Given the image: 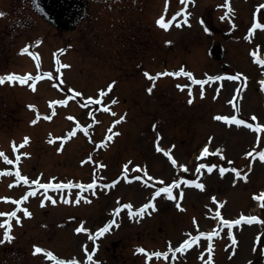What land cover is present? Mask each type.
Returning <instances> with one entry per match:
<instances>
[{
  "label": "rangeland",
  "instance_id": "obj_1",
  "mask_svg": "<svg viewBox=\"0 0 264 264\" xmlns=\"http://www.w3.org/2000/svg\"><path fill=\"white\" fill-rule=\"evenodd\" d=\"M88 1L86 19L75 30L65 33L33 14L30 0H0V12L5 13L0 16V76L16 73L33 77L24 84L19 81L0 84V152L13 161L9 164L0 156V168L12 172L0 181V197L12 195L18 199L24 191L7 189L17 181V155L21 175L28 176L30 181L71 183L76 186L71 191L74 197L82 190L80 184L95 181L94 194L98 192L90 203L74 207L47 204L39 209L38 201L30 200L33 217L22 226L13 227V240L0 243V264H36L40 258H32L34 246H48L54 254L72 258L85 246L88 237L87 232L77 233L76 229L83 224L94 234L100 224L110 220L116 205L121 208L120 215L116 216L120 219L119 227L112 228L99 242V255L105 264H143L145 259L135 252L136 248L144 247L148 253L167 251L189 239V234L218 231L224 223L210 217L214 211L217 213L216 208H223L225 218L238 219L243 214L264 220V196L257 197L260 203L250 197L264 190V164L258 163L259 157L255 155L264 150V136L257 144V137L249 127H240L234 122L224 124L215 118L233 114L228 101L233 100L235 87L227 83L218 89L207 84L196 86L200 91L195 92L193 79L182 74L161 76L155 81L153 91H147L153 81L145 75L146 71L155 75L183 68L193 77L219 72L210 67V57L206 55L208 43L226 33L227 27L216 21L220 11L212 10L217 0H195L196 6L189 10V25L181 30L174 26L164 29L157 20L163 16L169 22L182 10L184 0ZM122 2L128 5L122 8ZM238 5L243 11L247 9L244 15L238 10L241 28H245L250 21V8L241 2ZM116 7L121 10L115 11ZM210 26L214 33L207 34ZM235 36L238 41L234 39L229 49L233 69L245 66V71L252 70L240 33ZM254 42L264 45V35H257ZM24 47H29V52L23 53ZM49 72L51 76L47 75ZM113 81L115 85L107 92ZM32 83L36 84V91L31 89ZM178 85L185 87L181 90ZM253 88L238 97L243 95L242 116L250 108L252 113H264L262 96ZM101 90L105 91L103 97ZM76 92L81 95L77 96ZM189 93L195 97L192 103H188ZM60 99H67L68 103L50 104ZM113 100L117 103L113 104ZM29 105L36 107L29 108ZM37 110L40 119L32 124ZM125 114L126 118L116 124ZM49 115L51 120L44 118ZM261 118L264 120V114ZM110 129L116 132L114 144L103 152H94L92 139H102ZM72 131H76L74 135H70ZM158 133L163 137L161 147L171 149L176 165L164 152L157 151ZM25 137L30 138L29 142L20 147ZM202 146L209 148V155L199 158ZM253 149L256 150L254 157L246 155ZM201 163L217 167L211 173L207 168L197 172ZM125 164H128L127 176ZM180 165H187L188 171ZM221 167L228 169L223 175ZM232 168L239 169L241 176L237 177ZM244 174L248 175L247 180L243 179ZM180 177L197 179L205 188L181 184L174 189L175 201L162 193L155 201L157 209H148L143 218L131 217L129 209L121 206L131 203L133 209H139L152 199L159 187ZM113 181L118 182L105 191L104 185ZM181 190L183 200L179 197ZM213 196L217 201L226 202L223 207L213 202ZM12 208L0 202V212H10ZM5 219L6 216H0V224ZM62 221L64 225H60ZM3 229L4 226L0 227V240L4 237ZM230 230L238 241L234 254L229 251V233L224 230L220 239L212 241L210 253L200 252L203 246H209L208 240L201 237L176 258L168 254L165 260H152L148 264H240L244 260L264 264L261 253L264 225L239 224Z\"/></svg>",
  "mask_w": 264,
  "mask_h": 264
},
{
  "label": "snow or ice",
  "instance_id": "obj_2",
  "mask_svg": "<svg viewBox=\"0 0 264 264\" xmlns=\"http://www.w3.org/2000/svg\"><path fill=\"white\" fill-rule=\"evenodd\" d=\"M34 3H36V6L39 7L38 0H34ZM220 7H226L228 13L233 12V9L231 7L230 0H227L226 4L225 5H221ZM165 11L167 12V7H166ZM179 14L180 13H177V14L173 15L172 18H171V20L169 22H165V19L162 16L161 18H159L157 20V23H158V25L160 27H162L164 29H168V28L171 27L172 21H175L176 20V17ZM3 15H5V13L0 12V16H3ZM187 15H188L187 12H185L184 13L185 21L187 20ZM257 28L264 29V23H260L259 21H257V23L254 24L253 27L251 28V32H255ZM251 32H250V35H249V39H251ZM168 43L171 44L172 42L171 41H168ZM61 51H64V50H61ZM22 52L23 53L29 52V47H24L22 49ZM254 55H255V53H254ZM57 63L58 64L60 63L59 60H57ZM258 63H260L261 65H264V60H258ZM63 67H70V65H63ZM182 74L183 75H186V76H189L192 79H195V77L192 76V73L185 72V70L183 68H181L179 71H176V72H167V71H165V72L156 73L155 75H153L151 73H148L146 71L145 72V75L148 77V79H150V80L153 81L152 86L149 87L147 89V91L149 93H151L153 91V89L156 86L155 81L158 80L161 76H167V75L180 76ZM47 75L48 76H51L52 73L49 72V73H47ZM232 78L233 79H237L238 77H232ZM31 79H33V77H32L31 74H28L27 76H25V75H18L16 73H11V74H8V75H5V76H0V84L5 83L6 81H10L12 83H15V82L19 81L21 84H24V83H26L27 80H31ZM36 79H39V77H36ZM220 79H222V77H219V76H217V77L209 76L208 77V81H211V80H220ZM244 79L247 80L248 77L245 76ZM196 82L197 83H206L207 81H196ZM260 83H261L262 86H264V81H261ZM114 85H115V81H113L112 84L108 86L107 92H111L112 87ZM30 87H31V89L33 91H36L37 90V86H36L35 83H32L30 85ZM178 87L181 88V90H183V88L185 86L184 85H178ZM76 95L79 96V95H81V93L80 92H76ZM100 95H101V97H103L105 95V91L104 90H101ZM189 95H190L191 98L189 99L188 103H192L194 101L195 97L192 95V93H189ZM203 95H204V93L201 92V96L202 97H203ZM90 102H91V100H90ZM67 103H68V100L67 99H60V100L50 101V104H52L53 106L56 105V104L66 105ZM112 103L113 104L117 103V100H113ZM28 107L29 108H35L36 106L35 105H29ZM237 111H239V110H237ZM54 114H55V108H53V115ZM40 115L41 114L37 110V117H36V119L32 120L31 123L32 124H36L37 121L40 119ZM113 115H115V113H113ZM44 118L51 120L52 119V116L49 115V116H45ZM125 118H126V114H125V116H121L119 120H116L115 123L116 124H119ZM215 118L217 120L226 121L229 124H231V123L234 122L236 125H247V127H249L250 129H253L254 131H256L258 133L259 132H264V124L259 123V122L255 123V124H251V123H248V121H246L245 119L238 118V116H236V115H232V116H229V115H218ZM251 119L253 121H257L258 120V118L255 115H253ZM85 131H87V129H85ZM109 132H111V129L109 130ZM67 138L68 137H65L64 139H67ZM162 138H163L162 135H160L158 133V139L156 141V149H157V151L164 152L171 159V163L173 165H176L177 164V160L172 155L171 149H165V148L161 147L160 140ZM29 139H30L29 137H25L24 138V141H23V144L20 147H23L24 144H27L29 142ZM111 140H113V135L112 134H109L107 136V140L106 141H102L101 143L106 144L107 141H111ZM52 142H54V140ZM257 144H259V137H257ZM13 147L14 148L16 147L14 141H13ZM171 147L172 148H175V145H172ZM59 150H61V151L63 150V145L61 146V148ZM217 151L219 152L220 150L218 149ZM253 152H256V150L253 149L252 151L246 153V155L253 156ZM23 155H26L27 156V155H30V153H23ZM201 155L202 156L209 155V148L207 146L204 147L203 152H202ZM221 155H222V152H221ZM256 155L259 157V160L260 161L264 162V150H261V151L256 152ZM0 156H3L4 160L7 161V163H9V164H12L13 163V161L10 160L2 152H0ZM91 159H92V157L89 156L88 157V160H91ZM84 162H86V161H82V163H84ZM15 163L17 165L16 170H15V176L17 178V181L16 182L19 183L20 181H23V183L25 185H28V184L31 183L32 185L37 186L36 189L30 190L27 194H25L24 196H22L19 200H14L13 202L16 205H23V203L28 200L29 196H35L37 194V190L40 189V188H42L44 190H48V189H53V188L54 189H61V188H64V187H72L71 183H69V184H64L62 182L61 183H52V182L41 183L40 180H32V181H30L28 176L21 175V171H20V168H19V164H20V156L19 155L16 156ZM130 163H131V161H129V164ZM101 167H106V165L101 164ZM136 167H140V166L137 165ZM180 167H182L185 172L188 171L187 165H180ZM216 167H217L216 164L208 165V164L201 163L198 166V168H197V172H199L200 169L207 168L208 172L211 173L212 170L214 168H216ZM143 171H144V175L147 176L148 175V172H147V168L146 167L143 169ZM226 171H228V169H226L224 167H221L220 168V174L221 175H223ZM231 171L235 172V174H236L237 177H240L241 176V172H240L239 169L232 168ZM127 173H128V164H125L124 165V175L127 176ZM4 174L5 173L3 171H0V176H3ZM7 174L8 175H12V172L11 171H8ZM136 179H142V177H136ZM243 179L244 180H247L248 179V175L247 174H244L243 175ZM117 182L118 181H113L112 184L104 185V187L105 188H111ZM160 183L163 185L164 184V181L161 180ZM181 184H186V185H189V186H195L196 188H199L201 190H203L205 188V184L202 183V182H200L197 179H185L183 177H180L178 179L173 180L172 183H170V184H168L166 186L159 187L155 191L154 196L152 197V199L149 200V202L143 204V206H141L138 210H135L134 211L133 210V205L131 203L125 204V205H123V207L129 209V213L128 214L131 217L135 218V217L139 216L140 218H143V216L145 215L146 210H148V209L156 210L157 209V205H156V202L155 201H156V198L157 197H161V194L162 193L163 194H166V196H167L168 199H171L173 201L177 200V196L174 194V189L179 188V186ZM11 186L12 185H10V187ZM79 187L81 189H85L86 188V189H89V190H94L96 188V183H95V181L92 182V183H88V184H83L82 183V184L79 185ZM153 187H155V185H153ZM179 197H180V200H183V197H184L183 190L180 191ZM0 199L8 200L10 198L9 197H3V198H0ZM84 199L87 202H89V203L91 202L90 200H88L87 197H84ZM212 200L215 201L217 204H219L220 207H223V204L226 203V202L217 201L215 196L212 197ZM51 202L53 204H55L57 201L55 199H53ZM67 202L70 203L71 201L69 200ZM75 202L77 204H79L81 202L80 198L78 197ZM262 204H264V201H262ZM42 206H44V202L43 201H42ZM177 207H181V205L180 204H177ZM181 210H183L182 207H181ZM17 211H19V209L13 210L11 212H0V216H6V217H8V219H6V220L3 221V224H0V227H3V226L6 225V231L4 233L3 239L0 240V243L10 242L11 240L14 239V236L12 235V227H13L12 220H13V218H15L16 221L21 222V218H20V216L17 215ZM114 212H115V215L119 216L120 215V212H121V208H116L114 210ZM23 213L27 217H31L33 215V213L27 207H24L23 208ZM148 214L150 215L151 213L149 212ZM217 216H219L220 219H221V221H223V223L226 224L229 227H233L235 225H239L242 222H247L249 224H251L253 222H259L262 225H264V220H260V218L257 217V216H249V215H243V214H241V216H240L239 219H235V220H231V219L230 220H225L224 217L222 215H220L219 211H217ZM113 225H115L116 227H119V224L117 223V221L113 219V220H110L105 226L100 227L98 229V231H96V233L93 234L91 232V230L85 228L84 225L81 224L76 229V232L77 233H80L81 231L87 232L88 233V239L94 241L97 238L103 236L108 231H110L112 229ZM197 227H198V225H197ZM189 235H190V238L184 240V242L179 246V248L176 249L177 251H181V252L186 251L188 248H190L193 245V243L198 242L201 237H207L208 240H212L213 236L217 235V233H215V232H200L199 235H196V236H191V234H189ZM232 242H233V244L237 243L236 237L234 235L232 237ZM169 247H171V242H169ZM96 248L98 250V248H99V245L98 244L96 245ZM208 250L209 251L212 250V245L211 244H209ZM84 251L85 252H88L87 245L84 246ZM137 251L139 253H145L146 252V249L144 247H139L137 249ZM254 251H255V248H254ZM39 253H46L47 257L49 259H51L52 261H54L55 264H81V261H79L77 259L61 260L53 252L48 251V250H46L43 247L35 246L34 247V254H39ZM93 256H94V253H89L88 254V256H87V264H92ZM161 256H163L165 259L168 258L167 252L153 251V252H149L148 253L147 259L150 262L152 260V257L160 258ZM96 264H100V262L97 261ZM248 264H252V262L249 261Z\"/></svg>",
  "mask_w": 264,
  "mask_h": 264
},
{
  "label": "flooded vegetation",
  "instance_id": "obj_3",
  "mask_svg": "<svg viewBox=\"0 0 264 264\" xmlns=\"http://www.w3.org/2000/svg\"><path fill=\"white\" fill-rule=\"evenodd\" d=\"M229 45L227 48L225 47V43H222L221 41L215 40L214 38L208 43V52L209 56L211 57V67H215L221 71L219 75L229 78V77H236V76H231V71H232V57H230L229 53ZM224 67V69H223ZM233 79V78H232ZM239 80V79H238ZM240 81V80H239ZM45 249L50 250L51 248L49 247H43ZM20 255V254H19ZM32 258H40L39 260L36 261V264H48L47 262L44 261V257L42 255H35ZM62 259H68V257H63L60 256ZM71 259H77L81 262H83V256L82 253L80 252H75L74 256ZM96 261H99L100 264H104L103 258L101 255L97 256ZM112 263V262H110ZM113 264V263H112Z\"/></svg>",
  "mask_w": 264,
  "mask_h": 264
},
{
  "label": "trees",
  "instance_id": "obj_4",
  "mask_svg": "<svg viewBox=\"0 0 264 264\" xmlns=\"http://www.w3.org/2000/svg\"><path fill=\"white\" fill-rule=\"evenodd\" d=\"M69 1V6H72L74 3L72 0H68Z\"/></svg>",
  "mask_w": 264,
  "mask_h": 264
}]
</instances>
